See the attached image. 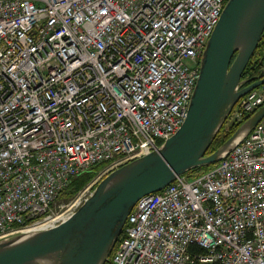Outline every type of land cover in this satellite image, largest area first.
<instances>
[{"label": "built area", "instance_id": "1", "mask_svg": "<svg viewBox=\"0 0 264 264\" xmlns=\"http://www.w3.org/2000/svg\"><path fill=\"white\" fill-rule=\"evenodd\" d=\"M226 1L0 0V240L58 225L71 180L100 166L67 218L179 129ZM263 105L261 86L226 123ZM210 166L141 197L112 264H264V117Z\"/></svg>", "mask_w": 264, "mask_h": 264}, {"label": "water", "instance_id": "2", "mask_svg": "<svg viewBox=\"0 0 264 264\" xmlns=\"http://www.w3.org/2000/svg\"><path fill=\"white\" fill-rule=\"evenodd\" d=\"M264 32V0H227L201 55L185 120L158 147L101 179L66 220L0 240V264H105L127 216L143 196L179 175L210 166L239 144L264 117V105L206 155L232 109L264 77L243 86L242 73Z\"/></svg>", "mask_w": 264, "mask_h": 264}, {"label": "trees", "instance_id": "3", "mask_svg": "<svg viewBox=\"0 0 264 264\" xmlns=\"http://www.w3.org/2000/svg\"><path fill=\"white\" fill-rule=\"evenodd\" d=\"M260 77H264V32L262 34V37L252 55L250 60L248 61L242 76H241V81H244L243 86L248 85L251 83L253 80H257ZM236 124V125H228L227 128L222 126L218 134L215 136L213 139L210 147L208 148L206 155L211 154L214 152L223 142H225L235 131L236 129L241 125ZM226 125V122H225ZM100 166H95L92 169L88 170L87 172L79 175L78 177L74 178L71 180V182L68 184V186L60 193L58 197H63V198H69L73 196L75 193H77L88 181H90L93 176L95 175L96 171L98 170ZM211 166H202V167H196L191 169L186 173L188 176H195L200 173H203L204 171L208 170ZM123 234L119 237L118 242L122 238ZM117 242V243H118ZM117 245V244H116ZM115 248V247H114ZM114 249L110 254V257L106 261L105 264H112V255H113ZM190 252L193 255H203L205 251L196 246L193 245L190 247ZM194 264H203L198 261H195Z\"/></svg>", "mask_w": 264, "mask_h": 264}, {"label": "rangeland", "instance_id": "4", "mask_svg": "<svg viewBox=\"0 0 264 264\" xmlns=\"http://www.w3.org/2000/svg\"><path fill=\"white\" fill-rule=\"evenodd\" d=\"M229 124V123H228ZM227 123L226 125L224 124V127L227 128ZM98 176V173L96 175L93 176V179H95L96 177ZM88 181L77 193H75L73 196L69 197V198H63V197H57V199L54 201V203L52 204L51 206V211H50V214H51V217H57V216H63V217H66L67 213L70 212L69 210V206L71 205V203H74L77 198L79 197V195L82 193V191H84V189L87 187V185L91 182ZM96 186V185H95ZM95 186H93L92 188H90V190H88V193L90 194ZM87 193V194H88ZM88 194V195H89ZM87 195V196H88ZM110 257V256H109Z\"/></svg>", "mask_w": 264, "mask_h": 264}, {"label": "bare ground", "instance_id": "5", "mask_svg": "<svg viewBox=\"0 0 264 264\" xmlns=\"http://www.w3.org/2000/svg\"><path fill=\"white\" fill-rule=\"evenodd\" d=\"M164 141H165V140H164ZM132 161H133V160H132ZM130 162H131V161H130ZM127 163H129V162H127ZM127 163H126V164H127ZM124 165H125V164H124ZM122 166H123V165H122ZM136 203H137V202H136ZM134 206H135V205H134ZM66 218H67V217H57L56 220H57V219H63V220H65ZM125 223H126V222H125ZM50 225H52V222H51L50 224H48V225H44V226L41 225V226L35 227V228L29 230L28 233H29V232H33V231H38V230L44 229V228H46V226L49 227ZM124 225H125V224H124ZM123 228H124V226H123ZM122 234H123V229H122V233H121V235H122ZM121 235H120V236H121ZM120 236H119V237H120ZM118 240H119V238H118ZM118 240H117V242H118ZM117 242H116V244H117ZM116 244H115V246H116ZM115 246H114V247H115Z\"/></svg>", "mask_w": 264, "mask_h": 264}]
</instances>
